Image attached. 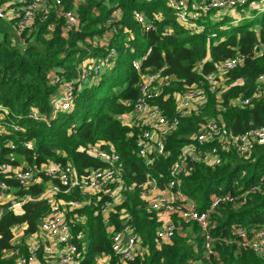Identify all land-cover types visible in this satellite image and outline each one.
<instances>
[{"label": "trees", "instance_id": "trees-1", "mask_svg": "<svg viewBox=\"0 0 264 264\" xmlns=\"http://www.w3.org/2000/svg\"><path fill=\"white\" fill-rule=\"evenodd\" d=\"M251 0L237 11L246 9L260 16L248 23L237 25L242 17L233 21L229 15H217L216 11L202 16L197 24L202 31L190 33L180 25L174 12L166 5V0H84L77 8L80 29L68 37L62 36L61 21L51 12L45 20L38 16L32 23L34 31L23 32L25 46L13 45L16 38L12 27H4L0 45V104L7 109L8 117L2 122L4 134L0 137V182L16 187L7 168L40 166L48 162L71 164L79 174L84 170L105 167L101 161L89 158L85 149L97 144L107 152L119 156L124 167L123 182L131 191L122 193L123 201L109 216L110 225L102 222L96 214L95 202L78 210H68L67 219L84 216L85 222L78 229L84 233L85 251L76 264H101L104 257H110L109 264H123L111 252L109 230L118 231L127 214L135 227L144 253L128 264H264V257L249 250H237L224 241L231 238L234 224L246 230L264 225V145L255 146L249 157L230 153L222 166L211 168L196 165L193 173L183 176L181 189L195 200L202 212L208 206L209 198L220 194H238L250 186L259 185L245 205L234 208L223 204L213 217L215 227L210 230L214 238V256L206 257L202 247V236L198 227L191 226L196 233L176 234L169 242L158 243L155 231L158 224L145 212L140 199L138 185L146 178L167 174L176 161L180 149L189 143L191 135L199 126L217 117V99L208 94V102L197 115L181 120L179 127L168 137L165 155L150 167L138 157L135 143L138 131L123 123L120 117L129 114L138 97L141 76L133 69L132 62L140 61L143 75H148L166 67L163 75L174 76L176 81L165 93L180 91L183 83H197L201 76L198 65L203 60L202 73L214 68V64L233 57L237 52L249 55L248 60L225 76L228 85L221 98L225 112L222 113L225 126L233 134H241L250 128L264 127V100H254L246 109L230 106V101L239 96L250 97L255 80L264 74V56H250L253 45L264 44V6H256ZM4 1L0 0V6ZM66 7L69 8L68 3ZM120 10L121 19L106 25L112 12ZM142 13L147 19L156 13L162 19L153 23V29L144 32L134 20L135 13ZM248 13L245 14V16ZM15 22H12L13 24ZM54 24L53 32L48 26ZM115 26L116 33L110 34ZM168 32V35L163 34ZM50 34L48 38L47 35ZM108 39L106 41L105 39ZM110 48L116 50L110 68L89 85H75L74 98L69 111L60 113L45 124L28 118L31 109L49 116L50 99L57 93V86L50 85L51 73L63 77L66 82L75 78L80 65L85 60H102ZM173 110V102H157ZM10 125L16 126L17 131ZM30 142L33 150L23 144ZM14 145L10 148L9 144ZM11 156L13 161H10ZM44 185L28 190H20L18 195L31 193L39 195ZM65 200L79 201V193L73 191L62 196ZM47 212L42 201L28 203L18 214L5 213L0 220V264H12L13 258H4V252L11 248V228L16 224H26L25 234L37 231L41 218ZM190 228V227H187ZM185 228V229H187ZM86 242V243H85Z\"/></svg>", "mask_w": 264, "mask_h": 264}, {"label": "built area", "instance_id": "built-area-1", "mask_svg": "<svg viewBox=\"0 0 264 264\" xmlns=\"http://www.w3.org/2000/svg\"><path fill=\"white\" fill-rule=\"evenodd\" d=\"M0 6V20L13 23L16 38L13 45L24 47L21 34L32 33L33 21L41 16L43 20L53 12L55 19L61 21L62 36L79 31L80 22L77 8L84 0H3ZM251 0H166V5L174 14L177 22L184 26L191 34L202 31L197 21L209 12L216 11L217 15H227L233 10L242 8ZM68 3L69 8L66 7ZM256 6H264V0L254 2ZM228 14V15H229ZM120 10L112 12L106 25H112L121 19ZM162 16L156 13L147 19L142 13H135L134 20L144 32L153 29V23L161 21ZM54 24L48 26L49 33L53 32ZM116 33L115 26L110 34ZM168 35V32L163 34ZM50 37V34L47 35ZM106 41L109 38L105 39ZM1 45V36H0ZM116 50L110 48L107 56L102 60H85L78 69L75 78L66 82L63 77L51 73L49 84L57 86V93L50 99L49 116L31 109L28 118L49 124L60 113L70 110L74 98L75 85H89L96 81L102 72L111 67ZM251 57L264 56V44L257 43L251 49ZM249 55L237 52L233 57L215 63L213 70L202 73L203 60L199 63L197 73L201 79L194 84L183 83L180 91L165 93L176 81L174 76H164L166 67L148 75H143L140 61H133V69L141 76L138 84V97L132 104L128 114V125L138 131L135 148L146 167H150L160 157L165 155L168 137L179 127L181 120L197 115L205 108L208 94L215 95L219 115L207 120L199 126L198 131L191 135L189 143L184 145L177 159L167 171L157 177L146 178L138 185L140 199L144 202L145 212L153 217L158 224L155 231L158 243L169 242L174 235L180 234L184 228L197 226L201 231L202 247L206 257L214 256V238L210 230L214 228L213 217L223 204L239 208L246 204L247 199L259 190V185H253L238 194H214L208 200V206L199 211L198 203L186 196L182 189V177L193 173L196 165L219 167L226 161L225 157L235 153L240 157L250 156L255 146L264 145V127L250 128L241 134H233L225 126L222 113L221 95L233 85H228L226 74L238 66L243 65ZM173 102V110L167 113L166 108L157 102ZM264 100V74L255 80L250 97L239 96L230 101V106L236 109H246L252 102ZM7 109L0 104V137L4 134ZM127 117V116H126ZM17 131V127L10 125ZM10 148L14 145L9 144ZM27 150H33L30 142L23 144ZM87 156L101 161L105 167L84 170L79 174L71 164L48 162L40 166L7 168L16 187L0 182V220L5 213L18 214L28 203L42 201L47 212L41 218L37 231L25 234L26 224H16L11 228V248L5 251L4 258H13L12 264H76L85 251L84 233L78 229L85 222L84 216L67 219L68 210H78L88 207L95 202L96 214L100 215L105 225H110V214L115 212L122 201V193L131 191L132 186L126 187L123 182L124 167L119 156L107 152L99 144L85 149ZM10 161H13L11 156ZM264 182V174L262 176ZM44 185L39 195L25 193L18 195L20 190ZM11 191L17 192L14 196ZM73 191L79 193V201L65 200L63 195H70ZM123 219L118 231L110 230L111 252L121 263L134 262L144 253L142 241L129 221L127 214H121ZM195 239V234L192 235ZM233 245L237 250H249L260 257H264V225L246 230L234 224L231 227V238L224 241ZM110 259V257H109ZM108 259V264H109ZM192 264H201V261Z\"/></svg>", "mask_w": 264, "mask_h": 264}, {"label": "rangeland", "instance_id": "rangeland-1", "mask_svg": "<svg viewBox=\"0 0 264 264\" xmlns=\"http://www.w3.org/2000/svg\"><path fill=\"white\" fill-rule=\"evenodd\" d=\"M246 13H248L246 16H245V14ZM238 15H240L242 18L239 20V21H237V25H239V24H243V23H248V22H250V21H253V20H255V19H257L260 15L257 13V14H255V13H251L250 11H249V9H246L243 13H240L239 11H237V10H233V11H231L230 12V14H229V16H230V18H231V20H233V21H235L237 18H238ZM0 24L3 26V24H4V21H1L0 20ZM4 27H10V26H6L5 24H4ZM0 33H2V31H1V28H0ZM65 80V79H64ZM180 234H182V235H190V237L193 235V234H195V236H196V233H194L193 232V229H192V227H190V228H187V229H183V231L182 232H180ZM198 234H200L201 235V231H200V229L198 228ZM85 241V240H84ZM86 243V242H85Z\"/></svg>", "mask_w": 264, "mask_h": 264}, {"label": "crops", "instance_id": "crops-1", "mask_svg": "<svg viewBox=\"0 0 264 264\" xmlns=\"http://www.w3.org/2000/svg\"><path fill=\"white\" fill-rule=\"evenodd\" d=\"M227 15L229 14V13H226ZM4 24L6 25V26H10V27H12V24H11V22L10 23H6V22H4ZM2 34L3 33H0V36L2 37ZM127 116V117H126ZM120 120L123 122V123H125V124H127L128 125V123H129V116H128V114H125V115H123V116H121L120 117ZM11 193L14 195V196H17L16 195V193L17 192H15V191H11ZM111 230V229H110ZM109 230V231H110ZM108 259H109V257H104L103 259H102V262H101V264H108Z\"/></svg>", "mask_w": 264, "mask_h": 264}]
</instances>
